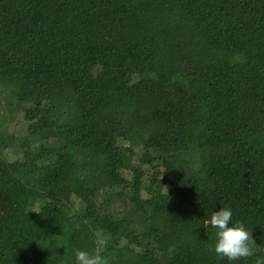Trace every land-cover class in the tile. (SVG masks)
Wrapping results in <instances>:
<instances>
[{"label":"trees","instance_id":"trees-1","mask_svg":"<svg viewBox=\"0 0 264 264\" xmlns=\"http://www.w3.org/2000/svg\"><path fill=\"white\" fill-rule=\"evenodd\" d=\"M0 104V264L264 255V0H0Z\"/></svg>","mask_w":264,"mask_h":264},{"label":"clouds","instance_id":"clouds-1","mask_svg":"<svg viewBox=\"0 0 264 264\" xmlns=\"http://www.w3.org/2000/svg\"><path fill=\"white\" fill-rule=\"evenodd\" d=\"M232 216L231 207L226 205L217 211H212L204 222L214 229L213 252L226 259L229 264L254 255L250 247V244H253L251 229L245 227L239 220H233ZM96 243L98 246L96 252L77 250L74 256L75 264H109L108 259L100 254L107 244V237L98 232ZM256 247L264 251V245ZM255 264H264V255H255Z\"/></svg>","mask_w":264,"mask_h":264},{"label":"rangeland","instance_id":"rangeland-1","mask_svg":"<svg viewBox=\"0 0 264 264\" xmlns=\"http://www.w3.org/2000/svg\"><path fill=\"white\" fill-rule=\"evenodd\" d=\"M0 114L4 115L5 117H7L8 113L6 111V107L4 104H0ZM22 121V114H17L15 116V118L10 121L9 125H8V132L9 133H21V127H20V122ZM13 157L10 155L9 156V160H12Z\"/></svg>","mask_w":264,"mask_h":264}]
</instances>
